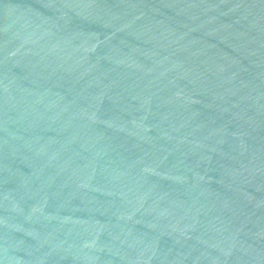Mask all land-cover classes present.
<instances>
[{
	"label": "water",
	"instance_id": "obj_1",
	"mask_svg": "<svg viewBox=\"0 0 264 264\" xmlns=\"http://www.w3.org/2000/svg\"><path fill=\"white\" fill-rule=\"evenodd\" d=\"M0 264H264V0H0Z\"/></svg>",
	"mask_w": 264,
	"mask_h": 264
}]
</instances>
